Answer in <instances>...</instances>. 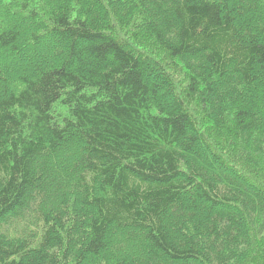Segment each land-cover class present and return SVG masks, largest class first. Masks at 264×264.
Segmentation results:
<instances>
[{
	"label": "trees",
	"instance_id": "obj_1",
	"mask_svg": "<svg viewBox=\"0 0 264 264\" xmlns=\"http://www.w3.org/2000/svg\"><path fill=\"white\" fill-rule=\"evenodd\" d=\"M0 264H264V0H0Z\"/></svg>",
	"mask_w": 264,
	"mask_h": 264
}]
</instances>
